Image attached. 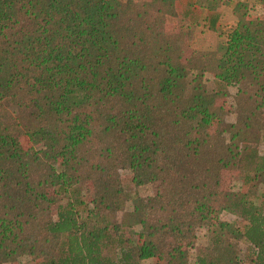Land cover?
Masks as SVG:
<instances>
[{"label":"trees","instance_id":"16d2710c","mask_svg":"<svg viewBox=\"0 0 264 264\" xmlns=\"http://www.w3.org/2000/svg\"><path fill=\"white\" fill-rule=\"evenodd\" d=\"M223 4L0 0V264H264V0Z\"/></svg>","mask_w":264,"mask_h":264},{"label":"rangeland","instance_id":"374dc122","mask_svg":"<svg viewBox=\"0 0 264 264\" xmlns=\"http://www.w3.org/2000/svg\"><path fill=\"white\" fill-rule=\"evenodd\" d=\"M247 2L248 5L254 6L256 0H223V8H222V15H221V25L223 28H228L235 23V18L232 14L233 5L238 2ZM256 9L258 5L255 6ZM174 22H169V28H173ZM216 47V34L210 32L202 23L197 26L194 30L192 37L184 44L183 50L184 53H188L191 49L196 50H213ZM205 82L206 86L209 91H213L218 86L223 85L219 81L213 78L212 75L206 74L205 75ZM227 90L229 93V97L227 98V104H231L233 101V97L236 93V88L234 86H227ZM225 122L228 124H233L235 122V115L233 113H229L228 116L225 117ZM264 123V121H263ZM226 138H228V133H225ZM240 139L246 141L251 145H255L259 152L263 150L264 147V125L260 129H242L240 133ZM120 176L123 182V187L126 190L129 196L138 195L140 197H149L155 195L159 191V187L157 184H147L143 186H135L131 183V174L127 170L120 171ZM240 179L241 177L237 176L234 177L232 190L236 191L240 187ZM131 205L130 202L126 204V211L130 210ZM221 219L232 222L236 218L228 213H223L221 215ZM204 241L201 240L200 244ZM24 264H31L28 260H24ZM149 263V262H147Z\"/></svg>","mask_w":264,"mask_h":264},{"label":"crops","instance_id":"0c3cea01","mask_svg":"<svg viewBox=\"0 0 264 264\" xmlns=\"http://www.w3.org/2000/svg\"><path fill=\"white\" fill-rule=\"evenodd\" d=\"M221 15H222V13H221ZM220 23H221V18H220Z\"/></svg>","mask_w":264,"mask_h":264}]
</instances>
